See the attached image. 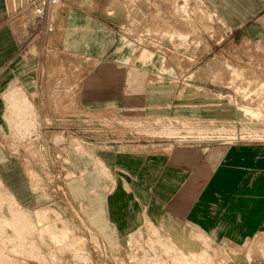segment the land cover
<instances>
[{"label": "rangeland", "instance_id": "1", "mask_svg": "<svg viewBox=\"0 0 264 264\" xmlns=\"http://www.w3.org/2000/svg\"><path fill=\"white\" fill-rule=\"evenodd\" d=\"M254 1L13 0L29 35L22 70L0 78V180L24 215L48 209L81 238L79 263L158 264V250L174 246L183 261L192 250L200 264H264V234L252 229L264 212V3ZM74 12L110 32L96 62L61 50ZM142 52L164 66L141 64ZM146 71L156 82L138 75ZM60 79L70 89L56 94ZM185 83L196 92L181 99ZM164 118L204 124L173 134L156 123ZM81 199L111 220L113 238ZM150 201L163 205L151 218L166 240H130ZM205 221L211 237H192ZM47 255L27 264H53Z\"/></svg>", "mask_w": 264, "mask_h": 264}, {"label": "crops", "instance_id": "2", "mask_svg": "<svg viewBox=\"0 0 264 264\" xmlns=\"http://www.w3.org/2000/svg\"><path fill=\"white\" fill-rule=\"evenodd\" d=\"M230 1L238 4L248 0H230ZM254 2L255 3L259 2L258 4H260V3H264V0H255ZM12 4H13V0H0V78H5L7 72L13 67L22 70V68L24 67V63L27 61L23 52L27 50L26 43L28 41V35H29V22L26 26H24L22 22L24 18H22V14H21L23 11L19 10L18 13H16L15 15L14 12L12 13L11 10V8H13ZM54 11L55 10H52V12ZM29 12L33 13L34 11L32 8H30ZM242 13H247V12L241 9L239 15H237V18L241 19L246 16ZM254 13L255 11L250 13L251 16H254ZM92 16H90L88 13H82V12H77V13L74 12L70 14L69 19H67L64 24L63 32L61 30V33L63 34L62 35L63 48H61V50L63 52L71 54L73 56H79V57L84 56L85 58L88 57V59L91 58L96 62L99 60V56L101 57L104 54L103 52L108 50L110 46V39H109L110 32L106 30L104 26H101L102 29L101 33H97L96 29H98L99 26L94 24V17ZM101 23H103L104 25H108L104 21H101ZM103 29L106 30L107 36L106 34H104ZM121 47H122L121 48L122 51L124 47L123 45ZM51 51L53 55L56 53L54 49H51ZM75 67L76 66L70 68V74H73V72L76 69ZM147 72L148 71H146L145 74H143V72L138 73V75L146 78L147 80L146 83L148 82L152 84L153 82H156L153 79V76L148 74ZM64 75L67 76L66 74ZM64 84L65 81L63 79L57 80L51 83L50 89L56 94L60 92H65L67 91V89H70V87L67 88ZM167 87L168 89L174 88L173 86H167ZM190 88H191V84L188 83H185V85L180 86L179 95L180 92L190 91L189 90ZM192 89L195 90V88ZM185 97L186 96H180L181 99ZM209 104L213 106L219 105L218 102H212ZM14 107L15 106L11 104V106L8 107V110H10L11 112L13 109H15ZM185 122H187V125H184ZM142 123L149 124L148 121H143ZM156 123L161 127H163L162 130L164 132L174 134V131H178L177 129L174 128V126H180L182 127V130L185 128L188 130H193L192 128L195 127L198 130H200L199 128H201V126L204 124V121H201L200 119L194 121H187L179 118L176 119L164 118V119H158ZM198 134L200 135L201 132H199ZM180 156H182V153H178V158ZM209 156L211 158L219 157L220 152L218 149H214L210 152ZM68 173L72 174L73 172L72 170H70L68 171ZM11 178L12 180H14L13 177H10V180ZM11 185L13 186L14 183H12ZM13 188L17 190L16 186H13ZM79 202L81 207H85V208L87 207V209L89 210L88 217L93 220L92 222L97 227H100L101 229L100 232L106 238L109 239L113 238L114 233L112 232V227L114 225L112 224L111 220L108 219L106 216L101 215L102 212H98L97 209L92 208L90 210L87 201L84 202L81 199L79 200ZM121 203L126 207V200L122 201ZM181 203H182V198H177L171 203V205L172 207H175L176 210L177 209L176 206L180 205ZM163 211L165 212V210L163 209V205L161 203H155V201H150L149 204H147L144 212L145 213L144 223L141 225V227L136 229L134 232L130 233L131 236L130 240H138L139 238L144 236H146L147 240H151L153 234L156 236L158 240H166L164 234L158 232L157 230L158 228L153 224V220L151 218V213L162 214ZM194 215H196V213L195 214L191 213V216L194 217ZM252 223H254L252 225V229L258 230L257 233L262 232L264 234V212L261 214L260 218H253ZM208 226H209L208 222L205 221L201 226V231L198 233H203L208 238L211 237L210 234L207 231H205V228H207ZM107 241L111 246L117 247L116 246L117 243L115 240H107Z\"/></svg>", "mask_w": 264, "mask_h": 264}, {"label": "bare ground", "instance_id": "3", "mask_svg": "<svg viewBox=\"0 0 264 264\" xmlns=\"http://www.w3.org/2000/svg\"><path fill=\"white\" fill-rule=\"evenodd\" d=\"M121 10L125 11V9H119L117 10L118 14ZM121 48V46L118 47L119 50ZM138 60L141 64L147 65L155 62L164 66L165 63L163 56H153L146 52H142ZM189 90L191 93L190 91L180 92V96L192 95V92L195 91L192 88ZM254 107V113L259 114L261 110L256 106ZM239 110L243 115V112L250 111L252 108L241 107ZM184 125H187V122ZM13 199L14 197L0 181V264H27L30 258L37 259L42 252L48 254V259L53 264H81L78 261L79 258L87 260L86 255H82L81 238L74 236L67 231L65 226L60 225L58 223L59 218H53V214L49 213L48 209L38 210L32 216L24 215L22 210L15 206ZM4 201L9 206L8 210L3 209ZM50 210L59 214L55 209ZM34 218L37 220L35 221ZM41 221L43 223L37 225ZM191 236H196L204 241L206 238L203 233H192ZM113 248L118 249L117 247ZM171 248L165 246L158 250L161 251L162 255L158 258V264H200V257L195 255L192 250H189V256L184 257L186 261H183L182 256L175 254V247L172 246ZM40 258L42 259V257ZM209 262L210 260L201 264Z\"/></svg>", "mask_w": 264, "mask_h": 264}]
</instances>
